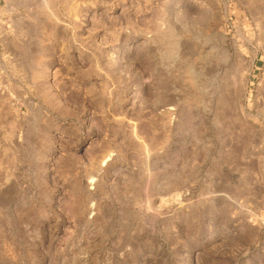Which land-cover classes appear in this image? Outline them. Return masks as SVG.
I'll use <instances>...</instances> for the list:
<instances>
[{
  "label": "rangeland",
  "instance_id": "obj_1",
  "mask_svg": "<svg viewBox=\"0 0 264 264\" xmlns=\"http://www.w3.org/2000/svg\"><path fill=\"white\" fill-rule=\"evenodd\" d=\"M0 264H264V0H5Z\"/></svg>",
  "mask_w": 264,
  "mask_h": 264
},
{
  "label": "crops",
  "instance_id": "obj_2",
  "mask_svg": "<svg viewBox=\"0 0 264 264\" xmlns=\"http://www.w3.org/2000/svg\"><path fill=\"white\" fill-rule=\"evenodd\" d=\"M6 1L5 0H0V23L4 22L6 19Z\"/></svg>",
  "mask_w": 264,
  "mask_h": 264
}]
</instances>
